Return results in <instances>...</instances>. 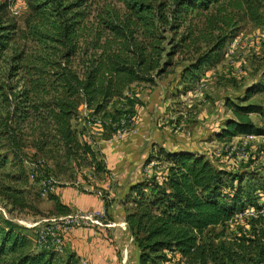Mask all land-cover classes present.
<instances>
[{"label":"trees","instance_id":"obj_1","mask_svg":"<svg viewBox=\"0 0 264 264\" xmlns=\"http://www.w3.org/2000/svg\"><path fill=\"white\" fill-rule=\"evenodd\" d=\"M263 5L264 0H27L19 27L3 18V1L0 200L19 209L28 206L22 166L28 157L50 160L57 170L59 160L76 159L99 172L89 144L77 137L78 107L91 115L103 113L110 101L125 98L131 84L151 85L169 73L175 56L186 62L178 71L180 81L193 82L203 68L220 62L243 18L261 22ZM251 92L247 87L243 100ZM224 105L231 117L215 140L264 134L249 117L256 111L253 104L225 100ZM154 156L167 164L161 181L128 183L121 199L128 205L123 220L137 264L165 260V251H175L184 264L263 263V243L242 236L227 244L220 239L222 229L208 231L253 204L241 179L227 181L226 173L200 154L158 148ZM49 198L57 214H68L65 205ZM0 264L81 263L71 253L62 259L44 248L34 250L4 221Z\"/></svg>","mask_w":264,"mask_h":264},{"label":"rangeland","instance_id":"obj_2","mask_svg":"<svg viewBox=\"0 0 264 264\" xmlns=\"http://www.w3.org/2000/svg\"><path fill=\"white\" fill-rule=\"evenodd\" d=\"M3 1L7 3L3 18L23 27L27 0H0V4ZM222 51L220 62L203 68L193 82L180 81L178 71L186 62L175 56L169 73L155 78L151 85L131 84L124 91L125 98L110 101L97 115L103 126L100 137L108 140L110 152L103 154L97 145H89L102 168L99 172L76 159L59 160L62 166L58 170L50 160L28 157L22 161L28 206L19 209L0 200V222L14 225L34 250L44 248L62 259L71 253L81 264H88L81 234L91 226V264H137L123 220L128 205L121 200L122 191L129 182L140 179L161 181L167 164L154 155L163 148L200 154L223 170L227 181L241 179L242 187L252 192L253 204L235 213L224 226L208 231L213 234L222 229L220 239L227 244L244 236L264 245V134L238 135L226 141L214 138L231 117L225 100L253 104L256 111L249 117L264 130V13L259 24L243 18ZM247 87L252 92L243 100ZM80 167H91V215L67 206L68 214H57L49 198L58 200L56 181H82L88 170L82 169L84 175ZM165 255L156 264H184L175 251H165ZM251 257L257 259L253 253Z\"/></svg>","mask_w":264,"mask_h":264},{"label":"crops","instance_id":"obj_3","mask_svg":"<svg viewBox=\"0 0 264 264\" xmlns=\"http://www.w3.org/2000/svg\"><path fill=\"white\" fill-rule=\"evenodd\" d=\"M95 117L99 118L97 115L89 114L83 105L78 107V118L75 121L77 137L80 141H85L90 146L91 144L97 145L98 149L103 154H106L110 151H108V140L106 141L100 137L103 132V126L101 123L98 125H95L92 122L91 124H87L89 119ZM116 149L119 150L118 147H116ZM80 169L88 170L86 171L88 172V175H85V170H82V174L86 176L82 177V181H79L78 178L72 181H56L57 184L54 187L55 194L58 196L59 202L69 207L71 210L91 215V176H89L91 175V167H80ZM84 184L86 186H83ZM125 186L123 187L124 189L122 192H124ZM86 188H88V190ZM83 230L86 233L85 235L81 234V244L85 252V254H83L85 260L88 261V264H91V238L88 237V234L91 232V226L86 227Z\"/></svg>","mask_w":264,"mask_h":264},{"label":"built area","instance_id":"obj_4","mask_svg":"<svg viewBox=\"0 0 264 264\" xmlns=\"http://www.w3.org/2000/svg\"><path fill=\"white\" fill-rule=\"evenodd\" d=\"M91 122L94 123L95 125H98V124L101 123V120H100L99 118H97V117H95V118H91V119L88 120L87 124H91ZM86 218H87V217H86ZM43 246H44V245H43Z\"/></svg>","mask_w":264,"mask_h":264}]
</instances>
